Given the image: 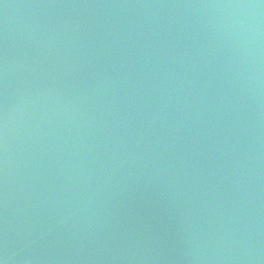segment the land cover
Returning <instances> with one entry per match:
<instances>
[{
  "label": "water",
  "instance_id": "obj_1",
  "mask_svg": "<svg viewBox=\"0 0 264 264\" xmlns=\"http://www.w3.org/2000/svg\"><path fill=\"white\" fill-rule=\"evenodd\" d=\"M0 264H264V0H0Z\"/></svg>",
  "mask_w": 264,
  "mask_h": 264
}]
</instances>
